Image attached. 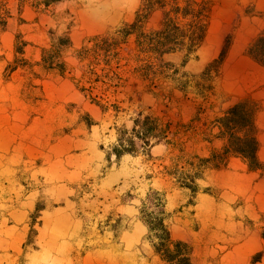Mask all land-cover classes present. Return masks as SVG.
<instances>
[{
    "label": "rangeland",
    "instance_id": "rangeland-1",
    "mask_svg": "<svg viewBox=\"0 0 264 264\" xmlns=\"http://www.w3.org/2000/svg\"><path fill=\"white\" fill-rule=\"evenodd\" d=\"M201 1L200 47L159 55L141 0H0V264H170L160 220L192 264H264L259 104L231 90L232 55L264 66V0ZM236 103L257 165L228 150Z\"/></svg>",
    "mask_w": 264,
    "mask_h": 264
},
{
    "label": "trees",
    "instance_id": "trees-1",
    "mask_svg": "<svg viewBox=\"0 0 264 264\" xmlns=\"http://www.w3.org/2000/svg\"><path fill=\"white\" fill-rule=\"evenodd\" d=\"M155 9L164 11L162 27L149 34L141 33L139 43L148 51L159 55L164 53L184 50L192 53L197 50L205 39L209 21V3L201 0H141V6L135 22L130 28L141 30L149 14ZM133 31H127V35ZM264 35L257 43L263 44ZM253 53V48L250 49ZM264 64V59H261ZM224 134L229 135L228 150H234L248 158L252 164H259L257 150L258 141L254 121V111L245 104L236 103L226 111L225 116L220 119ZM245 131V137H237L238 132ZM244 144L249 147L246 153ZM161 234L158 235L160 242L157 247L159 252L170 264H192L191 251L189 247L181 242L170 248L171 236L164 227L162 220L159 221Z\"/></svg>",
    "mask_w": 264,
    "mask_h": 264
},
{
    "label": "crops",
    "instance_id": "crops-1",
    "mask_svg": "<svg viewBox=\"0 0 264 264\" xmlns=\"http://www.w3.org/2000/svg\"><path fill=\"white\" fill-rule=\"evenodd\" d=\"M238 60V70L244 72L237 79L231 90L241 97L254 98L259 106L256 112V124L260 129V136H264V66L244 53L232 55ZM264 142V139H261Z\"/></svg>",
    "mask_w": 264,
    "mask_h": 264
}]
</instances>
